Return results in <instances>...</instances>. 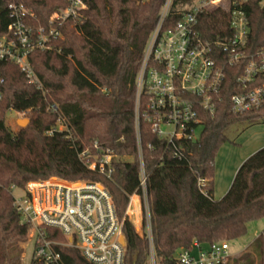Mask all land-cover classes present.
Here are the masks:
<instances>
[{"label":"trees","instance_id":"1","mask_svg":"<svg viewBox=\"0 0 264 264\" xmlns=\"http://www.w3.org/2000/svg\"><path fill=\"white\" fill-rule=\"evenodd\" d=\"M68 1L0 0V35L10 23V4L24 5L33 13L34 26L49 29L51 17L67 8ZM164 2L91 0L81 26L72 20L53 24L61 33L52 40L53 49L30 56L42 90L29 84L14 64L2 65L0 264H21L20 245L28 240L30 228L14 207L12 186L25 187L51 177L102 183L120 220L125 219L130 197L141 194L135 85ZM244 10L250 26L248 50L254 54L264 48V0H248ZM209 20L214 22L216 17L210 15ZM229 73L223 102L214 117L206 118L200 137L177 144L180 159L173 158V149L142 124L152 241L125 219V264H149L152 246L157 264H178L181 250L241 239L251 222L264 220V148L242 164L228 193L219 201L214 199L215 158L229 141L228 130L237 124H264L261 111L231 112L235 77ZM51 105H56L57 112L48 109ZM11 108L30 111L27 128L14 132L7 126ZM59 124L64 130H57ZM94 142L117 156L110 178L90 171L78 157ZM200 179L207 181L205 188L199 187ZM46 234L50 240H65L56 230L47 229ZM59 252L65 264H90L75 249L62 247ZM31 264L43 263L32 257ZM235 264H264V231Z\"/></svg>","mask_w":264,"mask_h":264},{"label":"built area","instance_id":"2","mask_svg":"<svg viewBox=\"0 0 264 264\" xmlns=\"http://www.w3.org/2000/svg\"><path fill=\"white\" fill-rule=\"evenodd\" d=\"M89 1L69 0L67 8L51 17L49 29L34 26L33 13L24 5L8 6L10 23L0 35V99L5 84L2 65L7 63L17 66L29 84L42 90L30 62L31 54L53 49L52 40L61 36L53 24L61 26L72 20L75 26H81ZM247 3L248 0H191L176 5L175 0H165L148 39L135 85L141 194L130 197L125 219L135 217L150 241L142 124L173 149V158L180 159L182 153L177 144L197 140L206 118L216 115L223 102L229 71L235 77L231 112L264 113V48L254 54L248 50L250 26L244 10ZM210 15L216 17L214 22H210ZM48 109L57 112L56 105ZM29 112L9 109L6 124L10 114L24 120ZM59 125L62 127L57 130H64ZM78 157L90 171L106 178L113 174L117 160L110 149L97 142L92 148L79 151ZM206 184L205 179L199 180L200 188ZM10 192L22 223L34 229L32 257L43 264H65L59 252L62 247L77 250L90 264H125V219L117 216L112 196L102 183L30 182L25 187L12 186ZM47 229L59 232L65 243L48 239ZM231 258L226 242L194 244L190 250L177 254L178 264H227ZM149 264H157L153 246Z\"/></svg>","mask_w":264,"mask_h":264},{"label":"rangeland","instance_id":"3","mask_svg":"<svg viewBox=\"0 0 264 264\" xmlns=\"http://www.w3.org/2000/svg\"><path fill=\"white\" fill-rule=\"evenodd\" d=\"M7 117V116H6ZM17 118V117H16ZM15 114L12 113L7 118V126L17 132L21 130L18 125L19 120L16 119ZM27 119L30 120L28 115ZM61 125L58 129H61ZM227 136L229 141L226 142L218 151L215 158L214 169V198L216 200L222 199L230 190L237 171L242 164L253 156L255 153L264 148V124L259 123L256 125L250 124H237L231 127ZM51 180H61L57 177H51L46 180L32 181V182H46ZM63 181V180H61ZM66 182V181H63ZM88 182V181H81ZM71 183V182H67ZM74 183V182H73ZM77 183V182H75ZM128 220L132 221L135 229L139 234L143 235L144 228L140 222L138 223L135 217H129ZM264 231V220L251 222L248 225L247 234L241 239L235 241H223L229 244L230 254L232 258L227 264H235V262L245 253L251 243ZM35 236L34 229L29 228L28 240L21 244L20 247L23 251L21 264H31L33 255V238ZM65 243V240L61 241ZM222 242V241H221Z\"/></svg>","mask_w":264,"mask_h":264},{"label":"water","instance_id":"4","mask_svg":"<svg viewBox=\"0 0 264 264\" xmlns=\"http://www.w3.org/2000/svg\"><path fill=\"white\" fill-rule=\"evenodd\" d=\"M18 125L21 127V129H25L30 125V120L29 119H24V120H19ZM125 240L123 239V243Z\"/></svg>","mask_w":264,"mask_h":264},{"label":"crops","instance_id":"5","mask_svg":"<svg viewBox=\"0 0 264 264\" xmlns=\"http://www.w3.org/2000/svg\"><path fill=\"white\" fill-rule=\"evenodd\" d=\"M214 199H215V198H214ZM215 200H216V199H215ZM253 242H254V241H253ZM253 242H252V243H253ZM252 243H251V244H252ZM247 249H248V248H246V250H247ZM246 250H245V251H246Z\"/></svg>","mask_w":264,"mask_h":264}]
</instances>
